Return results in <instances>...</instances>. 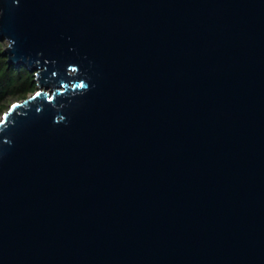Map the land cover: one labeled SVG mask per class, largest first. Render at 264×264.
I'll use <instances>...</instances> for the list:
<instances>
[{"label": "water", "instance_id": "water-1", "mask_svg": "<svg viewBox=\"0 0 264 264\" xmlns=\"http://www.w3.org/2000/svg\"><path fill=\"white\" fill-rule=\"evenodd\" d=\"M0 39L39 87L0 264H264V0H0Z\"/></svg>", "mask_w": 264, "mask_h": 264}, {"label": "rangeland", "instance_id": "rangeland-1", "mask_svg": "<svg viewBox=\"0 0 264 264\" xmlns=\"http://www.w3.org/2000/svg\"><path fill=\"white\" fill-rule=\"evenodd\" d=\"M7 46V40L0 39V119L13 104L32 96L39 89L34 71L18 70L8 63L4 54Z\"/></svg>", "mask_w": 264, "mask_h": 264}, {"label": "trees", "instance_id": "trees-1", "mask_svg": "<svg viewBox=\"0 0 264 264\" xmlns=\"http://www.w3.org/2000/svg\"><path fill=\"white\" fill-rule=\"evenodd\" d=\"M14 67H16L18 70H27L29 72H32L27 67H25L24 65H19V66H14Z\"/></svg>", "mask_w": 264, "mask_h": 264}, {"label": "snow or ice", "instance_id": "snow-or-ice-1", "mask_svg": "<svg viewBox=\"0 0 264 264\" xmlns=\"http://www.w3.org/2000/svg\"><path fill=\"white\" fill-rule=\"evenodd\" d=\"M38 95H39V93H38Z\"/></svg>", "mask_w": 264, "mask_h": 264}]
</instances>
